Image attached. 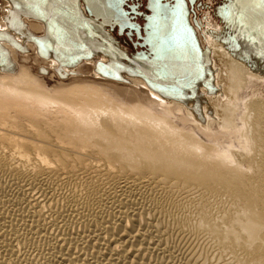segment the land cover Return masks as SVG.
<instances>
[{
	"label": "bare ground",
	"instance_id": "6f19581e",
	"mask_svg": "<svg viewBox=\"0 0 264 264\" xmlns=\"http://www.w3.org/2000/svg\"><path fill=\"white\" fill-rule=\"evenodd\" d=\"M2 2L0 27L25 22L51 57L0 42V264H251L264 240V0L219 6L232 28L212 23L208 48L196 0H155L147 22L127 19L147 35L141 53L104 0ZM29 58L60 59L73 80L20 89L46 86ZM112 59L127 82L107 76ZM244 173L261 195L214 197L208 180Z\"/></svg>",
	"mask_w": 264,
	"mask_h": 264
},
{
	"label": "rangeland",
	"instance_id": "374dc122",
	"mask_svg": "<svg viewBox=\"0 0 264 264\" xmlns=\"http://www.w3.org/2000/svg\"><path fill=\"white\" fill-rule=\"evenodd\" d=\"M227 1L228 0H197L194 3V6L190 7V10H191L190 11V19L192 20V23L195 25V27L197 29H201V37H202L203 42L206 43V48H208L207 29L214 31L215 26L213 27V25H214L215 21L221 27L232 28L229 25V23H231V22L229 20H227L226 18H224L222 16V14L219 12V6L224 5V3H226ZM2 4H3V2H2V0H0V17H2V16L4 17V12H5L3 10ZM16 4H19V3H16ZM16 4L14 6L13 11L17 13V9H20L22 6H20V4H19V5H17L18 6L17 7ZM7 15H8V13L5 14V16H7ZM138 20L141 24H143V21L141 20V18H139ZM212 23H213V25H212ZM23 24H24L23 26H21V24L20 25L12 24L11 27H8L6 29H5V27H3V28L0 27V33L2 34V35L0 34V42L6 47L5 44L7 41L8 43L12 44L13 46H16V48L20 52L28 53V54H23L24 56L22 57V58H24V57L27 58L26 55H28V57H29L30 54H36V51L31 50L29 45H27V43H26L28 41V39H31V40H34L37 42V45H38L37 50L40 53L41 57H45V58L51 57V55H50L51 52L48 49L49 47H47V45L45 44V38H42L40 34L37 35V32L34 31L33 29H31V27H29L30 25H28V27H27V24L25 22H23ZM113 30L112 31L114 32L115 36H118V40L120 41V43L122 45L126 46L127 49L130 50L131 53H136V52L141 53V52H144V50H146L148 48L147 45H143V46H140L138 44L135 45L134 42L137 39L134 36H137V35L134 32L133 33L131 32V36H132L131 37L130 35H126L125 33H121L120 31H118L117 27H114ZM17 33L20 35L21 38H23L25 40L21 41V39L18 38ZM143 33H144V31H143ZM204 36H205V38H204ZM137 38H138V36H137ZM18 59L22 60L21 57H18ZM26 61L28 64L32 63L31 64L32 70L34 71L35 74H39V78L41 79V81L45 82V85L47 87L43 86L41 84L37 85V84L31 82L30 85H27L25 87H21L18 84L20 89H24V88L30 89V87H35L38 89L44 88V89L50 90L54 94H57L58 91H60L61 89L67 88V87H63V86L56 87L58 85V83L60 81L64 82V83H67V82L70 83V81L73 80L71 77H73V75H75L74 74L75 72H63L62 71L63 68L65 67L64 66L65 63L60 59L58 60L57 65H55L56 67L50 66V63H49V65L48 64L37 65V62L35 60H30V58ZM22 62H24V61L22 60ZM112 64H114L113 65L114 72L113 73H110V72L106 73L107 76L112 77V78H120V79L124 80L125 82H127L129 80L126 77L127 75L121 73V70L126 69L127 64H123V62L121 60H118V59H115V60L112 59ZM96 65H97V70H99L100 65H99L98 61H97ZM14 67L15 68L12 71L15 72V70H16V72L12 73V74L15 75L18 71L16 61H15ZM1 74L5 75V74H9V73H8V70H5L4 68L0 67V76H1ZM50 75H52V76H50ZM2 82L3 83L9 82V80L5 79ZM258 84L260 86H258V89H255V90H257L256 94H259V93L264 94V92H263L264 91L263 90L264 85L261 83L260 80H259ZM48 87H51V88H48ZM259 89H260V91H259ZM218 90L219 89L217 88L216 91L214 92V94H216L218 92ZM248 90H249V92L252 91L251 88H249ZM250 95H252V93H250ZM247 164H248V159H247L245 165L247 166ZM190 172H191V175H189L190 177L192 176V174H193V176H196V177H198L200 174V173H196L195 171H190ZM248 174H249V172H248ZM243 175H246V173H244ZM246 176H244V182L243 183L242 182L237 183V184L234 183L235 185H232V184L229 185L228 182H225L226 179L223 176L221 177V180L219 178L220 181L216 180V179H210V180H208V182H209L211 192L214 195V197H216L218 199L220 198L221 200L227 202L228 204L234 203V200H236L235 199L236 196L248 197L251 194L254 195L255 193L258 195H261L262 190H261V187L258 186L259 181H257L258 182V184H257L256 181L254 180L253 175H251L250 178L248 176L247 177ZM213 190L216 191V193H214ZM258 244H259L258 245L259 248L256 247L254 251L250 252V255L251 254L253 255V256L251 255V257L253 258V261L251 264H264V240H263V243H261V244L258 243Z\"/></svg>",
	"mask_w": 264,
	"mask_h": 264
},
{
	"label": "water",
	"instance_id": "95a60500",
	"mask_svg": "<svg viewBox=\"0 0 264 264\" xmlns=\"http://www.w3.org/2000/svg\"><path fill=\"white\" fill-rule=\"evenodd\" d=\"M95 1H97V0H95ZM105 2H104V4H101L102 6H100V7H102L101 8V10H104V11H107V13H106V17H107V20H110V21H108L109 22V25H112V23H113V21H111L112 19H111V17H112V15H114V18H116L117 17V19H115L116 20V22L113 24V28L114 27H117L118 28V31H120L121 33H125L126 35H130L131 36V28L133 27L132 25H131V23H130V21H128L127 19L128 18H133L134 16H135V14L133 13V12H131L130 14H129V16L127 15L126 16V14H125V11H124V8L122 7V6H120V0H104ZM126 1V0H125ZM125 1H123V3H125ZM152 2H155V0H151ZM165 2V1H164ZM183 3V1H181V4ZM149 7H151L150 6V4H149ZM163 7H165V6H163ZM106 8V9H105ZM152 8V7H151ZM166 8V7H165ZM165 8H164V10H165ZM131 10V9H130ZM132 11V10H131ZM166 12H165V19H169L170 17H171V10L168 8H166V10H165ZM113 13H115V14H113ZM151 13V12H150ZM138 14H141V12H139ZM147 15V14H146ZM146 15L144 16V17H142L141 19H143V24L145 23V22H147V17H146ZM118 16H120V17H122L121 19H118ZM110 17V18H109ZM138 23V22H137ZM134 29V28H133ZM134 33L138 36V38H141L142 40H140V41H135L134 43H135V45H140V46H143L144 44V41H145V38H146V34H145V32L142 34V35H140L139 33H138V30L135 28L134 29ZM132 37V36H131ZM167 41H169V42H171L172 41V37H170V36H167Z\"/></svg>",
	"mask_w": 264,
	"mask_h": 264
},
{
	"label": "flooded vegetation",
	"instance_id": "af4514ba",
	"mask_svg": "<svg viewBox=\"0 0 264 264\" xmlns=\"http://www.w3.org/2000/svg\"><path fill=\"white\" fill-rule=\"evenodd\" d=\"M163 1L170 3L173 2V0H163ZM151 2H152L151 0H126L124 4L127 11H130V13L133 12L135 14V16L133 17L135 18L134 20L139 22L138 20L139 18H142L146 14H149L151 12V7H149V4ZM139 12H141V14H138ZM141 20L143 21V19ZM134 37L137 39L136 41L142 40L141 38H137V36Z\"/></svg>",
	"mask_w": 264,
	"mask_h": 264
}]
</instances>
